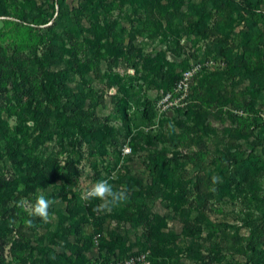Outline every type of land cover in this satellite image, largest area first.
Segmentation results:
<instances>
[{
	"label": "rangeland",
	"instance_id": "rangeland-1",
	"mask_svg": "<svg viewBox=\"0 0 264 264\" xmlns=\"http://www.w3.org/2000/svg\"><path fill=\"white\" fill-rule=\"evenodd\" d=\"M263 215L264 0H0V264H264Z\"/></svg>",
	"mask_w": 264,
	"mask_h": 264
},
{
	"label": "clouds",
	"instance_id": "clouds-1",
	"mask_svg": "<svg viewBox=\"0 0 264 264\" xmlns=\"http://www.w3.org/2000/svg\"><path fill=\"white\" fill-rule=\"evenodd\" d=\"M81 199L99 200L101 201L100 208L102 210L110 211L114 207H118L126 203L129 199V189L127 187H121L119 189L109 182V179H100L91 184L82 194ZM54 201L50 200L43 193L38 194L34 203L31 205L29 215L38 217L44 221L49 218V208ZM28 225H32V220L27 221Z\"/></svg>",
	"mask_w": 264,
	"mask_h": 264
},
{
	"label": "built area",
	"instance_id": "built-area-1",
	"mask_svg": "<svg viewBox=\"0 0 264 264\" xmlns=\"http://www.w3.org/2000/svg\"><path fill=\"white\" fill-rule=\"evenodd\" d=\"M199 67L200 65L196 64V66L193 68V72H196L199 69ZM193 72L192 69L187 71L184 77L177 83V88L184 93V96L187 94V91L190 88V78ZM165 97H166L165 100H171L170 103L171 106L175 104L171 92L168 91L165 94ZM146 130H148V128H146ZM126 151L127 152L130 151V149L127 148ZM105 264H152V263L149 259V254L147 252H139V253L131 254L130 256L125 258H113Z\"/></svg>",
	"mask_w": 264,
	"mask_h": 264
},
{
	"label": "trees",
	"instance_id": "trees-1",
	"mask_svg": "<svg viewBox=\"0 0 264 264\" xmlns=\"http://www.w3.org/2000/svg\"><path fill=\"white\" fill-rule=\"evenodd\" d=\"M263 239H264V215H263L262 224L256 226L250 237H248L247 239L246 246L251 251L252 258L257 257L260 254L257 246L261 243ZM110 260H108L107 262H109Z\"/></svg>",
	"mask_w": 264,
	"mask_h": 264
}]
</instances>
